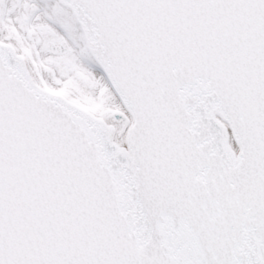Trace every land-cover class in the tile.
Returning a JSON list of instances; mask_svg holds the SVG:
<instances>
[{
	"label": "snow or ice",
	"instance_id": "6c2138e0",
	"mask_svg": "<svg viewBox=\"0 0 264 264\" xmlns=\"http://www.w3.org/2000/svg\"><path fill=\"white\" fill-rule=\"evenodd\" d=\"M0 264H264V0H0Z\"/></svg>",
	"mask_w": 264,
	"mask_h": 264
}]
</instances>
